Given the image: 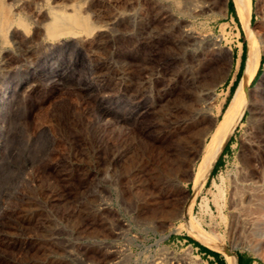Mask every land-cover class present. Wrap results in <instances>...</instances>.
<instances>
[{
    "label": "rangeland",
    "instance_id": "rangeland-1",
    "mask_svg": "<svg viewBox=\"0 0 264 264\" xmlns=\"http://www.w3.org/2000/svg\"><path fill=\"white\" fill-rule=\"evenodd\" d=\"M227 1L0 0V87L15 77L35 85L2 116L0 264H209L185 240L196 241L189 227L235 259L264 264V222L258 235L237 193L264 189V114L256 109L234 128L192 205L194 219L184 215L201 150L230 99ZM251 15L263 56L252 92L264 78V0H251ZM59 41L68 46L61 61L56 48L45 64L56 58L55 70L67 74L85 68L64 87L43 88L28 70ZM86 82L94 90L78 91Z\"/></svg>",
    "mask_w": 264,
    "mask_h": 264
},
{
    "label": "bare ground",
    "instance_id": "bare-ground-1",
    "mask_svg": "<svg viewBox=\"0 0 264 264\" xmlns=\"http://www.w3.org/2000/svg\"><path fill=\"white\" fill-rule=\"evenodd\" d=\"M231 2H232V6L234 9V13H235V16L237 18L238 24L242 30V33H243V36L245 39L246 52H245V61H244L243 69H242V76H241L240 80L238 81L236 88L233 91V93L229 99L227 107L221 116V120L215 125V128L213 129V132L210 136V140H209L208 144L203 148V150H201L197 168H196V170L192 176V183L193 184H192V193L190 196L191 201H190V204L188 206V210H186L184 213L185 219L187 221L194 219V217L191 213V208L193 207L192 205H193V203H195L196 197H198L197 195L199 194L201 188L204 187V184L210 175L212 166H213L216 158L220 155L224 145L227 143L228 139L230 138L234 128L241 122V119L244 115V112L246 110L252 108V109H256L258 114H264V78H263L261 84L255 89V91L251 92L248 88V85H249L252 77L254 76L256 69L259 65V60H260V56H261V50L258 46V43L253 38L252 31H251V24H250V22H251L250 21L251 0H231ZM68 20H70L74 24H85V22L83 20H81L79 17H76V16L70 17ZM54 32L57 35V33H58L57 26L52 27L51 34L53 33L52 35H54ZM78 32L83 33L84 31H83V29H81V30H78ZM185 37H186V39H188L190 37V35L186 32L184 35V38ZM190 39H194V38L191 37ZM185 40H182V41H185ZM67 47L68 46L66 44L61 43L59 41L56 44L50 45L48 48L46 47L47 49L42 50V52L40 51L39 53H37L33 66H31L30 70H28V75L35 77L39 81H43L42 83H40V85L43 88H45V86H47L49 89L50 88H56L57 86L61 87L60 85L63 86L64 84L68 83L67 82L68 78L72 77V75H75V76H76V74L80 75L81 70H84V68H85V67H83V65H81V67L76 68L74 70L71 69V72L68 70L69 74L64 73L63 71L57 72V70H55V68H54V66L58 65L59 61H61V59L58 57V55H61L60 53H63V51H61V50L65 51V49ZM56 48H59V50H58L59 53L56 55L58 57L57 59L59 60V61L57 60L58 63L54 65L53 63L56 60V58L55 59L53 58L54 60H52L48 64H45V62L42 60L43 59L42 57H44L43 56L44 53L46 51H51L52 49H56ZM229 50L230 49L227 50V53L229 52ZM86 55L87 54H85V56ZM46 56L48 57V55H46ZM78 57H79V54L76 53L75 58L74 59H68V61L70 63L74 64L75 61H77ZM174 59L175 58H173L172 60L174 61ZM41 60H42V64L40 65ZM50 60H51V58H50ZM172 60L170 63L173 62ZM229 60H230V56H228V61ZM172 64H174V63H172ZM167 67H169V66L167 65ZM171 70H169V72ZM53 72H55V73H53ZM71 80H73V79H71ZM81 80H83V78ZM184 80L186 81V78ZM195 81H197V77H194V76H192V78L190 77L189 80L187 81V86H193ZM22 82L20 81V79L15 77L13 87H11L9 84H7V82L1 83V87H0V145L2 144V138L4 136V131H5L4 130V118L2 117L3 114L7 113L8 108L11 107L13 102L15 101V99H17L19 97V93L21 92L20 91L21 89L23 90V88H26V90H31V91L34 90V87H35L34 83H29L26 86H23ZM78 83H80V82H78ZM81 83H83V82H81ZM168 84L170 87L174 84V82H171ZM74 87H75V85H74ZM93 87L94 86H92L91 82L90 83L86 82L82 85H79L78 88L80 90H78V91L87 92L88 90H94ZM172 87H174V85ZM93 93H94V91H93ZM85 95H87V94L85 93ZM140 109H141V107H140ZM102 110H103V112H102L103 116L108 115V113L110 112V111L108 112L106 109H104V107L102 108ZM1 147H2V145H1ZM253 185L254 184L249 185L250 187H241L237 193L239 194V202H241L243 204V206L247 209V211H248L247 213L249 214V216H251L253 218V221L251 222L252 227L255 228L258 235H262V232H259V231L261 230L260 226L263 225V222H264V189H257ZM232 195H233V193H232ZM233 211H235V210H233ZM236 224H237V221H236V218H234L232 220V228L235 227ZM233 230H232V232H233ZM186 232L190 237H192L196 241L204 243L207 245L208 248H210L216 252H219L222 255V258H223L225 264H236L235 256L230 254V253L222 252L219 249L220 246L217 245V243L215 242L214 239L209 238L206 234L196 232L191 227L186 228Z\"/></svg>",
    "mask_w": 264,
    "mask_h": 264
},
{
    "label": "crops",
    "instance_id": "crops-1",
    "mask_svg": "<svg viewBox=\"0 0 264 264\" xmlns=\"http://www.w3.org/2000/svg\"><path fill=\"white\" fill-rule=\"evenodd\" d=\"M223 18L225 19L224 23L226 24L225 28H227V32L231 31V40L228 46L230 48L232 65H231V71L229 73V78L227 80V85H226L227 91H228L229 86L233 83L234 80H237L238 76L240 75V72L242 71L241 70L242 64H243L242 60H244L245 52H244V57H243L242 44L240 41V33H239L240 26L238 22L233 21L234 17L231 11H229L228 6H226V10H225V14ZM234 26L235 27L237 26L235 31H233ZM241 33H242V30H241ZM192 248L194 250H197V253L199 255H203L206 261L209 262V264H219V260L221 259L223 260V258L219 256L210 255L204 251H199L197 247H192ZM236 264H259V263H256V261L251 259L247 254H238V256L236 257Z\"/></svg>",
    "mask_w": 264,
    "mask_h": 264
},
{
    "label": "trees",
    "instance_id": "trees-1",
    "mask_svg": "<svg viewBox=\"0 0 264 264\" xmlns=\"http://www.w3.org/2000/svg\"><path fill=\"white\" fill-rule=\"evenodd\" d=\"M227 6H228V8H229V11H231V13L233 12V17H235V20H236V22H237V19H236V16H235V14H234V9H233V6H232V2H231V0H228V1H227ZM252 17H253V16L250 15V21H252ZM239 33H240V36L243 37V34L241 33L240 28H239ZM241 37H240V38H241ZM240 41H241V44H242V54H243V57H244V52H246L244 37H243V40L240 39ZM242 61H243V64H242V69H243V65H244L245 57H244V60H242ZM262 61H263V56H260L259 65H258V67H257V69H256V72H255L254 76L252 77L250 83H251V82L255 79V77L257 76ZM242 69H241V70H242ZM241 73H242V71L240 72V75L238 76L237 80H234L233 83L229 86L228 92H229L230 97H231V95H232V93H233V91H234V89H235V86H236V84H237V82H238V80H239V78H240V76H241ZM230 97H229V98H230ZM227 100L229 101V99H227ZM228 101H227V102H228ZM225 103H226V102H225ZM226 104H227V103H226ZM224 108H225V107H224ZM223 110H224V109H223ZM229 140H230V138L228 139L227 143L224 145V147H223L221 153H222V152L224 151V149L228 146ZM221 153H220V155H221ZM220 155L216 158V160H215V162H214V164H213V166H212V169H211L210 174H212V173L215 171V168H216V166L218 165V162H219V159H220ZM184 238H185V240H186L188 243H190L193 247H197L199 251H204V252H206L207 254L215 255V256H219V254H218L217 252H215V251H213V250H210V249L206 248V246L204 247V245H203V246L200 245L199 243H197L196 241L192 240L191 238H189V237H187V236H185ZM237 256H238V254H236V257H237ZM219 264H224V262H223L222 259L219 260Z\"/></svg>",
    "mask_w": 264,
    "mask_h": 264
},
{
    "label": "water",
    "instance_id": "water-1",
    "mask_svg": "<svg viewBox=\"0 0 264 264\" xmlns=\"http://www.w3.org/2000/svg\"><path fill=\"white\" fill-rule=\"evenodd\" d=\"M198 243V242H197ZM201 245V244H200ZM203 246V245H202ZM205 247V246H204ZM207 248V247H206ZM209 249V248H208Z\"/></svg>",
    "mask_w": 264,
    "mask_h": 264
}]
</instances>
